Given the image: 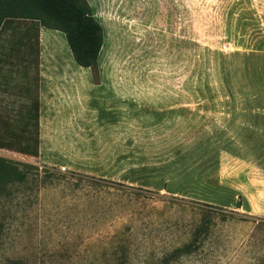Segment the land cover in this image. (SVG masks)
<instances>
[{"label": "rangeland", "instance_id": "1", "mask_svg": "<svg viewBox=\"0 0 264 264\" xmlns=\"http://www.w3.org/2000/svg\"><path fill=\"white\" fill-rule=\"evenodd\" d=\"M85 1L91 69L0 26V110L38 93L37 154L0 148L26 172L0 175V264H264V0Z\"/></svg>", "mask_w": 264, "mask_h": 264}, {"label": "trees", "instance_id": "2", "mask_svg": "<svg viewBox=\"0 0 264 264\" xmlns=\"http://www.w3.org/2000/svg\"><path fill=\"white\" fill-rule=\"evenodd\" d=\"M9 16H21L38 21L39 25L59 30L65 36L74 62L83 68L96 67L104 34L101 24L92 15L85 0H0V26ZM20 39L22 42L18 38V42L15 41L8 47L13 53L19 45L22 48L25 45L23 39L28 40L30 36L25 34ZM7 55H4V60L0 58L1 63L6 60ZM256 57L264 59V52L250 54L245 59L252 60ZM263 69L264 67H259L255 73L260 78L259 83L264 81ZM0 78L7 85V78L10 77L0 75ZM33 84L37 88V83ZM259 87L264 89L261 84ZM23 89L27 90V94L16 95L23 104L13 119L7 113L8 110H0V148L33 156L38 150V93L37 90L32 91V84H26ZM19 165L23 168L30 167L27 163ZM0 175H15L23 180L26 172L18 166L0 162Z\"/></svg>", "mask_w": 264, "mask_h": 264}]
</instances>
